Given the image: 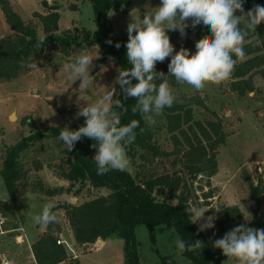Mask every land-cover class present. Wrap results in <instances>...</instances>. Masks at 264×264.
I'll use <instances>...</instances> for the list:
<instances>
[{
    "label": "rangeland",
    "instance_id": "rangeland-1",
    "mask_svg": "<svg viewBox=\"0 0 264 264\" xmlns=\"http://www.w3.org/2000/svg\"><path fill=\"white\" fill-rule=\"evenodd\" d=\"M5 2H8L22 19L32 23H38V18L33 16L34 12L47 13L51 7L58 4V35L71 32L83 37L85 34L100 33L89 0H4ZM159 4L160 0H131L126 7L127 13L119 11L111 16L113 36L116 39H128L127 25L131 20L130 12L133 8L137 9L136 14L142 18L145 12L152 10L151 7H157ZM1 5L0 2V19H3L5 16L1 13ZM4 19L0 20V34L7 36L13 31L6 18ZM40 35H45L42 30ZM186 36L194 40V45L189 48L194 53L195 43L199 39L193 32H186ZM73 47L74 50L65 55L59 47L54 46L43 56L44 59L39 60L36 68L12 81L0 82V170L3 168L7 148L19 139L43 131L46 127L61 126L66 118L76 123L83 118L76 116L80 107L94 103L113 88L116 89L113 98L117 99L119 85L115 84V79L118 71H121L117 59L109 58L100 62L101 47L95 44L87 48L86 51L96 59L93 60L88 83L80 86L81 81H74L75 78L69 80L68 73L63 69L64 64L74 62L79 54V45L75 44ZM232 81L228 79L219 85H208L199 92L187 84L171 87L177 99L183 96H199L204 101V106H193L194 119L203 126H208V121L220 120L228 135L226 143L219 149L218 170L211 178L213 197L207 202L203 193L199 192L201 198L193 197L190 201L193 206L209 210L205 214L206 217L214 215L212 209L218 210L225 205L238 206L244 213V224L247 225L254 220L255 215L257 219L264 221V78L260 74L255 75L254 91L244 95H240L232 87ZM12 115H15V118H12ZM155 119V124L162 127L158 134L161 146L167 151L182 148V145L176 146L165 125L166 120L162 116ZM200 129L198 125H194V129H188L190 137L194 136V132L201 135ZM176 135L184 145L183 135L178 132ZM50 142L48 138L43 139V142L36 144L39 148H45L43 151L33 148L21 159L24 176L19 182L16 201L9 196L4 179L0 175V199L11 202L16 216L13 218L8 213L0 212L4 231L11 230L9 233L0 234L1 250L6 252L15 249L16 236L22 233L19 229L28 235L24 245L27 248L30 238L37 235L38 239L42 234L49 232V225L44 228L37 226L31 217L39 214L46 202L55 200L57 207H60L56 223L58 229L55 233L68 241L72 247V250L66 249L67 258L63 264H75L77 260L81 264H124V240L116 235L106 240L99 239L95 243L76 242L65 208L61 207L67 203L80 204L106 195L109 191L94 188L88 183L72 186L70 181L62 178L58 164L65 155V146H58L57 142L49 144ZM184 161L182 153H175L168 158H159L146 169L154 171L155 174L182 171L191 181ZM137 169L131 160L127 171L136 174L139 171ZM193 184L194 187L198 186L196 180H193ZM59 188L64 190L59 191ZM207 190L208 188H205V191ZM77 191L80 192L76 193ZM214 223L213 229L203 231L212 241L223 237L216 220ZM253 228L262 229L264 226ZM177 237L180 239L168 225L154 228L137 227L142 264H164L163 258L167 256L174 258L177 264H188V259L178 254L174 243ZM17 264L35 263L20 259ZM224 264H235V261L226 258Z\"/></svg>",
    "mask_w": 264,
    "mask_h": 264
},
{
    "label": "trees",
    "instance_id": "trees-1",
    "mask_svg": "<svg viewBox=\"0 0 264 264\" xmlns=\"http://www.w3.org/2000/svg\"><path fill=\"white\" fill-rule=\"evenodd\" d=\"M89 1L100 33L85 34L82 37L78 33L68 32L65 35L56 33L59 30L60 19L58 4L51 7L47 13L34 12L33 16L38 18V23H32L22 19L8 2L4 3V0H0L1 10L13 31L12 34L0 37V82L12 81L21 74L30 72L32 69L21 67V60L28 62V58L32 57L31 62L37 65L47 51L54 46L59 47L60 51L67 55L74 50L75 44L79 45V52L98 44L102 49L99 55L100 62L115 58L121 70L129 69L131 65L126 59L125 47L127 40L116 39L113 36L110 13L119 11L127 13L126 7L131 0ZM44 4H47L46 1ZM257 4L264 5V0H245V12ZM40 30L45 35L41 36ZM186 32L195 33L198 39L211 35L209 29L202 24L195 29L188 27ZM168 35L176 51L181 47L189 49L194 45L191 37L186 35L182 37L178 31H169ZM40 38H43V43L37 48ZM249 40L252 42L246 41L244 45L246 57L242 61L237 60L230 78L233 80L232 87L240 95L254 91L255 75L260 74L264 78V23L257 27L256 33L251 34ZM257 40L260 41L259 44L255 43ZM117 43L120 44L119 48L115 46ZM233 58L236 59L235 56ZM168 63H170V57L163 63L158 62L156 71L163 73L165 76L162 79L175 87L179 84L173 76L168 75ZM154 82L158 85L162 80L157 79ZM117 99L123 100L120 88ZM122 102L127 111L121 114V124L126 125L133 119L140 124V127L135 130V142L126 148L128 157L139 170L136 174L127 170L123 172L113 170L104 175H98L97 165L93 159L96 149L92 145L95 141L87 137L77 142L72 151H66L64 148L65 155L61 157L58 164L60 176L70 181L72 186L88 183L94 188H104L109 191L106 195L83 203H67L61 207L65 208L76 242L95 243L99 239L106 240L116 235L124 240V264H142L137 227L154 228L159 225H168L186 244H192L195 240L203 242L200 249L182 253L188 259V264H224L226 257L222 251L213 247V241L203 231L198 232V225L190 223L189 216L184 211L186 207L193 206L190 201L193 197L201 198L199 192L203 193L207 202L213 197L211 178L218 170L219 149L226 143L228 136L222 122L208 121V126H203L201 122L194 119L193 106H204V101L199 96H183L176 99L173 106L165 108L161 116L166 120L165 125L176 146L182 145L184 148L167 151L158 139L162 127L156 124L149 127L138 112L133 114L131 108L136 103L134 99ZM117 111L120 110L117 109ZM83 124L84 118L76 123L66 118L61 126H50L43 131L31 133L7 148L0 175L13 201L17 200L19 182L24 176V165L21 159L33 148L43 151L45 148H39L36 145L43 142V139L48 138L51 141L49 144L57 142L58 146H62L63 142L58 139L62 128L67 126L75 130ZM194 125L201 128V135H196L194 132V136L190 137L188 129H194ZM140 128H144L145 131L141 133ZM177 132L183 135L184 145L176 135ZM175 153H182L185 160L184 166L191 181L182 171L155 174L154 171L146 169L159 158H168ZM193 180L198 182L197 187H194ZM205 188L208 190L205 191ZM59 209L60 207H56L53 211L58 212ZM212 211L222 236L232 228L244 224V213L238 206L225 205ZM256 217L257 215L247 226L262 228L264 221ZM49 226L50 231L39 236L32 245L37 264H60L67 258L66 248L57 243L54 235L58 225L54 223ZM163 261L164 264L178 263L171 256L164 257ZM75 264L81 263L77 260Z\"/></svg>",
    "mask_w": 264,
    "mask_h": 264
},
{
    "label": "clouds",
    "instance_id": "clouds-1",
    "mask_svg": "<svg viewBox=\"0 0 264 264\" xmlns=\"http://www.w3.org/2000/svg\"><path fill=\"white\" fill-rule=\"evenodd\" d=\"M244 3L245 0H160L159 6L151 7L152 10L145 12L142 18L133 8L125 45L126 59L131 67L118 71L115 79L123 100L136 101L131 108L132 113L138 112L150 127L165 108L176 102L169 82L162 79L165 75L156 71L157 63H163L169 57L168 75L173 76L178 84H187L197 92L230 79L237 60L242 61L246 57V41L251 43L250 35L264 23V5H254L245 12ZM201 24L209 29L211 35L196 41L194 53L185 47L176 51L168 32L178 31L183 37L188 27L195 29ZM42 43L43 38H40L36 47ZM115 46L119 48L120 44ZM32 59L29 57L28 62L21 60V67L36 68ZM94 59L89 52L81 50L74 62L63 65L68 79H79L80 86L86 85ZM157 79L162 80L158 85L154 82ZM115 93L113 88L94 103L80 107L76 116L83 117L84 124L75 130L65 126L58 137L66 151H72L84 137L95 141L92 145L96 149L93 159L98 175L113 170L123 172L131 166L126 148L135 142V130L140 127L135 119L126 125L121 124V114L127 109L122 99L113 98ZM144 131L140 128L141 133ZM56 207L55 200H49L39 214L31 217L32 222L42 228L57 223L58 213L53 211ZM184 211L190 223L198 225V232L215 227V215L205 216L209 210L190 205ZM174 243L178 254L195 251L203 245L200 240L186 244L178 237ZM213 247L220 249L226 258L233 259L235 264H264V228L241 224L222 238L215 239Z\"/></svg>",
    "mask_w": 264,
    "mask_h": 264
},
{
    "label": "crops",
    "instance_id": "crops-1",
    "mask_svg": "<svg viewBox=\"0 0 264 264\" xmlns=\"http://www.w3.org/2000/svg\"><path fill=\"white\" fill-rule=\"evenodd\" d=\"M18 2L20 3V1H18ZM1 13L3 14V17H4L5 15H4L3 11ZM113 13L114 12L110 13V17L113 15ZM4 18L0 19V20H5ZM3 36H4L3 34H0V37H3ZM10 205H11V202H10ZM18 231L22 232V233H19L16 236L15 249H13L12 251L3 252V250H1V248H0V257H1L0 260L3 258H6L11 262V264H17V261H19L20 259H22V260L26 259V260H29L30 262H34L35 264H37L34 253H33L32 244L37 240L38 236L35 235L33 238H30L31 241H30L29 247L27 248L24 245L27 241L28 235H26V233L23 232L21 229H19ZM5 232L9 233V232H11V230L5 231Z\"/></svg>",
    "mask_w": 264,
    "mask_h": 264
},
{
    "label": "built area",
    "instance_id": "built-area-1",
    "mask_svg": "<svg viewBox=\"0 0 264 264\" xmlns=\"http://www.w3.org/2000/svg\"><path fill=\"white\" fill-rule=\"evenodd\" d=\"M3 226H4V221L0 219V234H3L5 232ZM54 235L57 238L58 244L63 245L66 249L68 248L72 250V247L68 241H66L65 239H61L58 233H55ZM0 264H11V262L8 259L3 258L0 260ZM61 264H63V262Z\"/></svg>",
    "mask_w": 264,
    "mask_h": 264
},
{
    "label": "water",
    "instance_id": "water-1",
    "mask_svg": "<svg viewBox=\"0 0 264 264\" xmlns=\"http://www.w3.org/2000/svg\"><path fill=\"white\" fill-rule=\"evenodd\" d=\"M245 172V171H244ZM0 212L3 213H8L9 215H11L13 218H16L15 216V212L13 210V207L10 205V203H8L5 200H1L0 199Z\"/></svg>",
    "mask_w": 264,
    "mask_h": 264
},
{
    "label": "bare ground",
    "instance_id": "bare-ground-1",
    "mask_svg": "<svg viewBox=\"0 0 264 264\" xmlns=\"http://www.w3.org/2000/svg\"><path fill=\"white\" fill-rule=\"evenodd\" d=\"M12 118H15V115H12Z\"/></svg>",
    "mask_w": 264,
    "mask_h": 264
}]
</instances>
